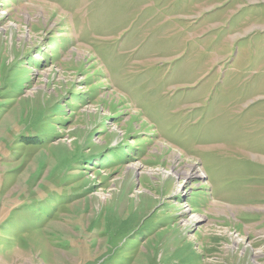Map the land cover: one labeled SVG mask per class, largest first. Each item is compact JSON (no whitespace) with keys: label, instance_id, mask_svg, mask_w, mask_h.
<instances>
[{"label":"rangeland","instance_id":"rangeland-1","mask_svg":"<svg viewBox=\"0 0 264 264\" xmlns=\"http://www.w3.org/2000/svg\"><path fill=\"white\" fill-rule=\"evenodd\" d=\"M0 264H264V0H0Z\"/></svg>","mask_w":264,"mask_h":264},{"label":"bare ground","instance_id":"bare-ground-1","mask_svg":"<svg viewBox=\"0 0 264 264\" xmlns=\"http://www.w3.org/2000/svg\"><path fill=\"white\" fill-rule=\"evenodd\" d=\"M94 60V59H93ZM122 97V96H121ZM123 98V97H122ZM124 99V98H123ZM137 115V114H136ZM144 124V123H143ZM180 155H182V154H180ZM199 173V172H198ZM196 217V216H195ZM115 236V235H114ZM92 256V255H91Z\"/></svg>","mask_w":264,"mask_h":264}]
</instances>
